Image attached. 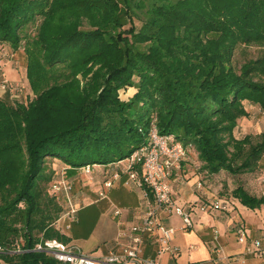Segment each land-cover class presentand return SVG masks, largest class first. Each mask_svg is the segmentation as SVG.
I'll return each mask as SVG.
<instances>
[{"label":"trees","instance_id":"obj_1","mask_svg":"<svg viewBox=\"0 0 264 264\" xmlns=\"http://www.w3.org/2000/svg\"><path fill=\"white\" fill-rule=\"evenodd\" d=\"M6 46L23 51L31 94L0 99V264H58L34 251L68 242L53 184L87 166L121 173L153 125L194 147L210 175L259 168L264 132L235 130L247 104L264 114V53L239 68L234 58L264 48V0H0ZM232 196L264 205L243 186Z\"/></svg>","mask_w":264,"mask_h":264},{"label":"crops","instance_id":"obj_2","mask_svg":"<svg viewBox=\"0 0 264 264\" xmlns=\"http://www.w3.org/2000/svg\"><path fill=\"white\" fill-rule=\"evenodd\" d=\"M2 56L3 52L0 54V72L8 81V88L4 89L0 85V99L14 103L20 95L31 94L26 68H18L17 63L5 60ZM16 87L18 92L14 90ZM255 107L258 111H254ZM246 110L250 116L239 120L235 130L237 139L248 135L259 136L264 132V114L261 109L247 104ZM195 159L188 157L184 163L185 172L175 171L170 178L174 204L190 215L192 225L187 226L174 210L160 214L166 228L177 230L171 242V247L177 252L159 256L157 234L145 237L140 256L156 258L159 264H262L261 259L245 254V246L239 243L237 232L242 226L249 241L264 238V205L256 210L248 209L232 196L233 190H227V193L221 190L217 186V176L206 171L211 181H203L204 176L199 172L203 163L198 157V162ZM116 172V169L97 166L90 178L77 170L67 171L69 181L75 187L73 198L80 210L70 229L67 228L69 220L64 219L58 230L68 238L66 244L78 246L97 260H102L110 253H123L131 242V229L143 223L152 201L135 183L126 185L128 175L122 172L114 186L106 189L105 181ZM253 178L251 186L245 190L258 198L264 197V156ZM200 183H205V186L199 188ZM101 191L107 192L106 198H100ZM218 201L228 202L230 210H214L212 205ZM116 210L121 212L120 215H115ZM122 233L126 236L120 238Z\"/></svg>","mask_w":264,"mask_h":264},{"label":"built area","instance_id":"obj_3","mask_svg":"<svg viewBox=\"0 0 264 264\" xmlns=\"http://www.w3.org/2000/svg\"><path fill=\"white\" fill-rule=\"evenodd\" d=\"M0 85L8 88V81L0 72ZM18 92V88H14ZM155 125H153L149 141L146 145L137 150L129 159L120 163L124 165L122 173L128 175L126 185L135 183L141 188L146 197L150 196L152 201L146 212L145 219L142 224L134 226L130 232V244L125 247L123 253H110L102 260H97L85 254L78 246L63 243L58 239H42L35 247L34 251L42 252L50 255L58 264H159L156 258L141 257L140 252L148 235L158 234L159 251L158 255L164 253L177 252L171 247L173 236L176 233L175 228H166L161 221V212L171 213L173 210L184 219L187 226L192 225L190 215L181 207H177L173 201V187L170 182L172 174L177 171L184 173V163L188 159V150L174 136L161 135ZM94 168L87 166L79 170L82 174L92 178ZM121 177L117 171L112 178L105 181L106 189H111L115 181ZM199 188L202 187L200 183ZM75 187L69 181L67 171L65 170L61 177L53 184L52 191L57 195L61 202H64L66 211L57 221L56 228L64 219L69 220L67 228L70 229L72 223L77 220L80 207L76 205L73 198V189ZM100 198H106L107 192L101 191ZM217 211H228L229 203L226 201H218L212 205ZM206 206H204V210ZM119 210L115 211V215H120ZM238 241L245 246V254L257 257L264 264V238L253 239L249 241V237L244 227L238 229ZM122 233L120 238L125 237ZM5 249L0 245V253ZM21 246L16 243L12 253H21Z\"/></svg>","mask_w":264,"mask_h":264},{"label":"rangeland","instance_id":"obj_4","mask_svg":"<svg viewBox=\"0 0 264 264\" xmlns=\"http://www.w3.org/2000/svg\"><path fill=\"white\" fill-rule=\"evenodd\" d=\"M139 27H140V24L138 25V28ZM263 53H264V48H262L260 46H249V47L241 46L236 51L235 58H234V65L237 68H239L245 62H247L251 59H256L259 56H261ZM3 55H4V57L3 56L2 57L5 60L17 63L18 68L19 67L25 68L26 61L24 59L23 51L15 53L10 49V47L6 46V49L3 52ZM133 90H134V88H130L128 86L127 88L122 89L119 92V94H120V96H123V98H124V96H128L129 94H133ZM22 95H23V93H22ZM26 96H28V95L27 94L26 95L24 94V96L20 95L19 99L23 100L25 102H28L26 99ZM16 100L17 99H15V101ZM256 108L257 107L254 108V111H256V110L258 111V109H256ZM188 157L192 158V159L196 158L195 162H198V159H197L198 153L194 147L188 148ZM100 169H102V168H100ZM199 170H200L199 172L201 174H203V176H204L203 181H206V182L211 181V178H209V175L207 173H205L203 168H201ZM254 176H255V173H248V174H242V175H231L230 173L223 171L220 174H218L217 177H215V178H216L217 186L221 190H226V193H227V190L229 192V190H234L239 186H243L244 188H248V186H251V182L254 181V178H253ZM202 185L205 186V183H203ZM221 190H220V192H222Z\"/></svg>","mask_w":264,"mask_h":264}]
</instances>
